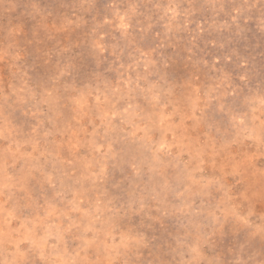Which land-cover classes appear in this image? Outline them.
Masks as SVG:
<instances>
[{"label":"rangeland","instance_id":"374dc122","mask_svg":"<svg viewBox=\"0 0 264 264\" xmlns=\"http://www.w3.org/2000/svg\"><path fill=\"white\" fill-rule=\"evenodd\" d=\"M0 264H264V0H0Z\"/></svg>","mask_w":264,"mask_h":264}]
</instances>
